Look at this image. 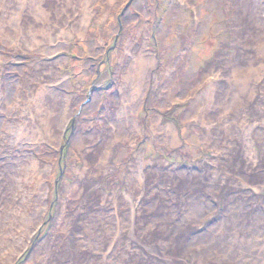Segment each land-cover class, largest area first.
<instances>
[{"label": "rangeland", "instance_id": "rangeland-1", "mask_svg": "<svg viewBox=\"0 0 264 264\" xmlns=\"http://www.w3.org/2000/svg\"><path fill=\"white\" fill-rule=\"evenodd\" d=\"M263 43L264 0H0V264H264Z\"/></svg>", "mask_w": 264, "mask_h": 264}, {"label": "bare ground", "instance_id": "bare-ground-1", "mask_svg": "<svg viewBox=\"0 0 264 264\" xmlns=\"http://www.w3.org/2000/svg\"><path fill=\"white\" fill-rule=\"evenodd\" d=\"M256 38V37H255ZM264 44V43H263ZM264 53V52H263ZM150 55V54H149ZM145 56V55H144ZM149 59V60H148ZM144 58L143 56L142 57H140V59H139V62H137V65H138V63L140 64L139 66H138V69L141 71V75H142V77H141V75L140 74H138V73H136V72H138V71H135V73L137 74L136 76H135V78L136 79H139L140 80V78L142 79V78H144V80L145 79H147V75H146V70L147 71H149V68H150V62H151V60H150V58ZM255 61V60H254ZM253 61V62H254ZM250 66V65H249ZM245 68V67H244ZM250 68V67H249ZM250 71H253V70H251L250 69ZM257 71H258V68H254V74H256L257 75ZM140 73V72H139ZM245 73V76H244V81L242 80L243 79V77H242V74L240 75V72H238L237 70H235V71H233V83H232V86H233V89H235V94L236 95H239L238 96V98L237 99H235L234 100V106H236V107H238L239 105V102L241 101L239 98H241V96L243 97L245 94H247L248 92H247V90H246V86H245V83H246V81L247 82H249V76H248V72L247 71H245L244 72ZM133 75V74H132ZM135 75V74H134ZM251 75H253V74H251ZM255 75V76H256ZM207 76V75H206ZM239 77V78H238ZM241 77V78H240ZM133 78V77H132ZM133 82V81H132ZM213 84V85H212ZM211 87H214L215 86V83H214V81L212 80V82H211ZM140 88H141V86H139V88H138V90H140ZM136 92V91H135ZM138 92V91H137ZM136 92V93H137ZM247 92V93H246ZM251 92V91H250ZM255 92V91H254ZM203 93V92H202ZM231 93H234V90H233V92H231ZM135 94V93H134ZM230 94V93H229ZM234 94V95H235ZM210 96V94H206V95H204V96H201V99H199V101H197V103L196 102H192L191 104H193L194 105V107H193V109H199V108H201L203 105H206L205 104V102H204V99L206 98V96ZM253 95V94H252ZM212 96V95H211ZM133 98L135 97V96H132ZM131 97V98H132ZM139 97V96H138ZM233 97H235V96H233ZM135 100V99H134ZM209 100V98H206V101H207V103H209L210 102V100ZM238 100V101H237ZM134 102V101H133ZM242 102V101H241ZM131 103V102H130ZM238 103V104H237ZM134 104V103H133ZM198 105H200V107L198 106ZM132 107V106H131ZM227 108H229V107H227ZM131 111V110H130ZM198 112V111H197ZM131 113V115H129L128 116V120H129V122H132L134 125H135V119L134 118H132V114H134L133 113V111L132 112H130ZM136 117V116H135ZM137 124V123H136ZM171 129V128H170ZM120 130H122V129H120ZM117 131V130H116ZM172 136V135H171ZM175 139H171L172 140V142L174 143L175 141H176V139H177V137L176 136H173ZM117 138V137H116ZM122 138V137H121ZM85 141V140H84ZM82 144V143H81ZM83 145V144H82ZM85 145V144H84ZM107 157V156H106ZM237 263V262H236ZM238 264V263H237Z\"/></svg>", "mask_w": 264, "mask_h": 264}]
</instances>
